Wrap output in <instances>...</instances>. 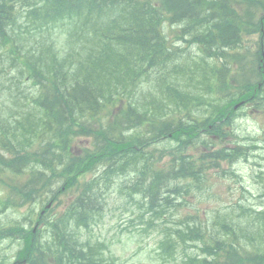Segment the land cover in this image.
I'll list each match as a JSON object with an SVG mask.
<instances>
[{
    "label": "trees",
    "instance_id": "obj_1",
    "mask_svg": "<svg viewBox=\"0 0 264 264\" xmlns=\"http://www.w3.org/2000/svg\"><path fill=\"white\" fill-rule=\"evenodd\" d=\"M165 1L173 13L171 17L174 22L184 26L182 36L187 33L193 43L202 49L203 54L209 55L208 59L217 62V58L222 55L220 53L222 48L228 47L230 44L235 46L239 44L242 30L236 25L235 13L230 6L231 0H218L209 9H206L208 3L205 0ZM234 1L249 3L251 0ZM254 1V3L250 2V9L255 7L252 17L264 20V0ZM91 3L104 4L102 0H91ZM203 10L205 15L212 19L201 17L200 14ZM118 12L120 15H128V18L123 16V21L117 26L120 37L123 39L117 37L114 32ZM140 12L147 19L144 15L135 12L113 10L110 13H99L97 17L106 25L107 34L102 32L97 38L95 47L102 54H115L123 58L139 46L138 42L157 39L156 29L151 25L157 24L159 19L147 8L140 9ZM4 13L0 10V23L4 19ZM204 28H210V30L205 34ZM163 49L169 50L165 48V45H163ZM107 61H111V58L107 57ZM215 62L212 65L216 67ZM178 67L183 69V67H187V64L183 61V65ZM200 70L202 73L209 72L206 69ZM251 72L255 73L256 70L253 69ZM44 76L43 71L37 67L27 74L29 84L38 89V93L32 98L29 107L24 106L23 109L8 107L5 109L0 106V147L8 150L12 155L10 160L0 156V176L8 179L13 173L9 183H5L0 177V186L8 190V196L1 205L11 209L28 206L30 216L35 208L43 205L52 190H55L52 179L56 174V169L53 167L55 161L52 160L55 158L54 152L58 144H61L65 149L64 156L69 160L63 165H68V167L59 174L60 178H67L64 182L66 187L76 186L78 175L88 171L97 172L99 175L97 180H108L111 174L119 170L122 157L130 152L133 145L121 133L109 135L108 129H97L96 123L100 122L102 114L104 112L109 114L110 108L115 104L105 100L108 89L93 88L85 79L66 77L61 74L49 75L45 77V82H40L39 79H43ZM182 76L188 80H195V87L205 75L199 74L197 79L191 75L187 76V74H182ZM217 82L215 80L210 83V92L213 93L218 89ZM184 87V85L169 86L173 90ZM254 88V85L245 86L246 93H251ZM245 89L242 91L244 92ZM158 90L159 93L155 91L153 95L155 99H158L156 92L160 95L161 88ZM169 99L171 100L169 101L170 114L163 112V107L156 106L154 100L146 103L144 98L135 107L122 105L113 126L117 128L121 123L138 126L136 143L148 158L155 160L157 153H159V157L165 154L170 157L169 162L164 165L165 169L158 171L155 185L150 189L149 194L152 195L151 201L157 200L153 195H165L166 192L174 195L179 194L168 200L170 204L178 206L184 199L179 201L176 199L177 197H187L193 193H200L202 190L208 194L211 191L209 181L211 168L208 167H213L215 173L221 176L225 173V170L221 169V162L231 165L240 153L228 148L211 151V148L218 145L219 141L224 138L219 122L224 118L225 111L220 101L215 98L201 99L198 93L191 97L172 95ZM197 107L204 108L202 111L191 110ZM20 126L34 136L41 148L39 154L33 153V150L29 149L24 134L15 130ZM117 130L121 131L122 129L118 128ZM201 133H204V136H201ZM79 137L91 138L92 147L84 151L83 157H72L68 153L67 144L72 139ZM24 138L25 142L21 140ZM11 139L13 143H11ZM200 147H206L211 152L209 157L205 154L189 155L186 153L187 150L196 151ZM39 155L41 160H37ZM31 163L37 164L41 169L33 171L28 179H21V174L25 171L24 168H27V165ZM206 165L208 167H205ZM232 174L230 170V175ZM180 181H187L186 189L182 193L180 188L175 185ZM98 192L92 191L74 197L67 220L75 219L76 216L75 228H79L81 223L86 226L85 221L90 216L88 211L94 210L93 203ZM44 211V215L39 220L40 223L45 224L42 233L38 231L36 234H29L27 230H24L23 225L12 228L15 238H17L15 242H23V248L15 259L16 262H19L18 264L24 261L27 262L26 264H107L101 256L96 258L91 248H87L84 244L73 239L76 231L71 232L68 226L65 227L64 233L59 235L61 241L56 246L59 249L53 250L52 247L54 231H52L53 240L43 244L50 224L54 227L49 218V211ZM262 214L252 211L246 206H240L237 218L244 217L239 224L243 227L245 235L250 233L252 224L256 228L257 235L264 234V214ZM27 218L29 216L25 217V219ZM192 220L196 222L199 218H192ZM216 222L223 223L224 221L217 216ZM58 223L60 221L56 220L54 225L56 226ZM147 224L149 227L152 226L151 221H148ZM197 224L203 235H190L188 239L193 242L203 241L207 252L212 240L206 236L211 234L212 228L216 224L212 227L208 221H198ZM7 229L10 228H1L0 234ZM145 231L143 230V232ZM48 234L51 237V233ZM181 234L179 232L176 235L181 236ZM10 236L9 233L4 235V237ZM216 238L228 241L230 235L216 236ZM196 239L200 241H195ZM220 251L223 249L221 248ZM188 264H264V255L259 246L253 256L240 257L230 251L213 255L210 260L197 256L189 258Z\"/></svg>",
    "mask_w": 264,
    "mask_h": 264
},
{
    "label": "rangeland",
    "instance_id": "obj_2",
    "mask_svg": "<svg viewBox=\"0 0 264 264\" xmlns=\"http://www.w3.org/2000/svg\"><path fill=\"white\" fill-rule=\"evenodd\" d=\"M164 33L171 45L174 47L180 45L179 41V31L175 25H165ZM2 54V61L5 65L8 63L5 60L4 53ZM161 64L163 61H159ZM257 68L264 64L263 61H257ZM249 70L253 71L252 67ZM262 69H260L261 71ZM0 77V81H1ZM256 81H259V77L256 76ZM254 85L255 88L259 85ZM260 88V86H259ZM245 89V86H242ZM260 121L264 120L263 115H258ZM239 126L238 135L241 139H245L246 136L252 137L256 133L252 131V127L255 125L253 121L249 118L245 121H237ZM248 124V127L244 126ZM254 133L253 135H251ZM260 137V134H257ZM233 141H227L222 143V146H230ZM87 142H81V145H86ZM263 152V151H262ZM260 153L261 155L263 153ZM264 156V154L262 155ZM261 162V160H259ZM240 173V179L242 185L245 187L246 191L238 192L235 188L238 184H234L233 180L221 179L219 177H214L213 181L215 183V188L213 190V200H211V207H223L229 210H235L236 206H228L230 204H236L241 199H247L249 203L256 198L257 192L260 190L258 179L256 178L255 172L256 168L252 167L248 163H242L237 167ZM117 181V180H116ZM264 184V178L262 180ZM110 197H107V207L105 208V215L101 219V224L95 229L94 227H89V237L93 240L99 239L100 241H106L109 246V251L115 256L116 264L120 261L123 264H159L157 261V253L154 251L156 245L155 241L152 240H141L136 236V231L138 230L137 220L139 217L144 215L147 206L145 204H140L138 199H130L124 196V193L120 192L117 187L111 190L109 193ZM70 199L63 196L62 201H69ZM256 201H254L255 203ZM61 206L56 210V213H61L63 211ZM145 216V215H144ZM6 216L0 217V223L5 221ZM127 231H130L127 237ZM80 238L84 241L86 236L83 229L79 230ZM5 249L1 252L2 257H12L14 251L18 248L16 245H4ZM55 247V246H54ZM140 248V251L136 254L134 252Z\"/></svg>",
    "mask_w": 264,
    "mask_h": 264
},
{
    "label": "bare ground",
    "instance_id": "obj_3",
    "mask_svg": "<svg viewBox=\"0 0 264 264\" xmlns=\"http://www.w3.org/2000/svg\"><path fill=\"white\" fill-rule=\"evenodd\" d=\"M177 3H179V2H177ZM260 69H263V66H262V65L260 66L259 70H260ZM258 82H259V81H255V84H254V85H257ZM259 86H260V83H259V85L256 87L257 90L260 89ZM246 91H247V90L245 89L244 92L246 93ZM251 92H252V91H251Z\"/></svg>",
    "mask_w": 264,
    "mask_h": 264
}]
</instances>
